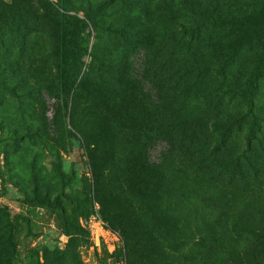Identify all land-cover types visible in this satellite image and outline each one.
Wrapping results in <instances>:
<instances>
[{
	"label": "rangeland",
	"instance_id": "374dc122",
	"mask_svg": "<svg viewBox=\"0 0 264 264\" xmlns=\"http://www.w3.org/2000/svg\"><path fill=\"white\" fill-rule=\"evenodd\" d=\"M47 1L67 51L0 0V264H264V0Z\"/></svg>",
	"mask_w": 264,
	"mask_h": 264
},
{
	"label": "trees",
	"instance_id": "16d2710c",
	"mask_svg": "<svg viewBox=\"0 0 264 264\" xmlns=\"http://www.w3.org/2000/svg\"><path fill=\"white\" fill-rule=\"evenodd\" d=\"M40 6L62 26V34L64 40V48H69L71 36L74 32L84 30L87 26L86 22L80 20L76 16H71L69 14L64 13L61 10H58L54 7V4L48 2L47 0H38ZM264 73V69L262 66H257L252 74L249 77L246 88L243 91V100L246 105L247 115L253 116V108H254V94L256 92L258 79L261 74ZM102 219L106 223H113L120 227V233H125L126 226L122 217H120L117 213L112 211H107L102 213ZM123 235V234H122Z\"/></svg>",
	"mask_w": 264,
	"mask_h": 264
}]
</instances>
